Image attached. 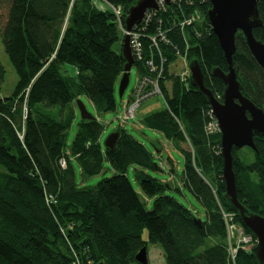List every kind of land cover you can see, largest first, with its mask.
Wrapping results in <instances>:
<instances>
[{"label":"trees","instance_id":"trees-1","mask_svg":"<svg viewBox=\"0 0 264 264\" xmlns=\"http://www.w3.org/2000/svg\"><path fill=\"white\" fill-rule=\"evenodd\" d=\"M99 1L120 6L121 21L93 0H0L6 9L0 14V37L18 76L10 97L0 91V264H140L136 256L150 244L160 246L166 264H261L256 245L229 242V224L243 227L254 243L257 238L226 197L221 134L206 131L211 108L191 86L190 73L182 77L176 71L178 61L197 60L204 85L222 100L225 87L212 71L227 73L229 68L208 19L210 0L171 2L158 12L167 36L158 48L151 42L158 21L154 18L142 33L138 27L145 58L134 61L143 76L150 72L148 59L156 65L165 59L160 87L166 108L144 123L184 156L182 183L206 219L198 225L192 211L166 195L171 185L146 172L161 170L152 154L124 128H119L116 150L110 151L101 141L104 125L81 118L67 145L80 96L100 112L117 107V85L126 63L122 28L138 0ZM258 10L262 26L253 35L264 43V0ZM233 66L244 96L264 111V72L242 32L236 34ZM5 77L0 62V90ZM254 142L256 150L243 156L233 149V172L246 213L264 218V138ZM73 161L82 183L103 174L105 162L114 175L82 186ZM132 166L140 168L136 181L153 200L151 210L127 176ZM225 215L232 218L227 222ZM231 246L236 247L234 255Z\"/></svg>","mask_w":264,"mask_h":264},{"label":"water","instance_id":"water-1","mask_svg":"<svg viewBox=\"0 0 264 264\" xmlns=\"http://www.w3.org/2000/svg\"><path fill=\"white\" fill-rule=\"evenodd\" d=\"M157 1L138 0L132 5L125 19L126 31L130 32L135 25L140 24L148 10H157ZM164 1L170 4L171 0ZM259 1L210 0L212 8L208 12V19L212 32L219 40L229 68L227 73L217 68L212 71V75L219 78L225 87L222 100H218L204 85V75L197 60L188 65V70L191 86L196 88L206 99L220 129L224 164L222 178L226 187V197L233 208L238 211L243 224L256 236L255 255L258 261L264 264V218L257 214H247L245 208L238 201L232 156L234 148L240 150L248 147L256 150L254 138H264V111L244 96L233 66L236 34L242 32L248 49L264 72V43L253 35V30L262 26L258 10ZM122 55L126 63L118 85L120 98L128 88L130 72L134 65L128 35L123 39ZM76 105L82 119H95L81 101L78 100ZM120 135V129L111 133L103 143L105 149L115 151ZM195 222L200 225L201 220L195 219ZM136 260L140 264H148L146 248L137 254Z\"/></svg>","mask_w":264,"mask_h":264},{"label":"rangeland","instance_id":"rangeland-1","mask_svg":"<svg viewBox=\"0 0 264 264\" xmlns=\"http://www.w3.org/2000/svg\"><path fill=\"white\" fill-rule=\"evenodd\" d=\"M95 1L99 7L106 10L108 9V5L103 2ZM6 9L0 6V14H5ZM0 62L6 69V77L1 85V96L2 97H10L18 83L17 73L9 61L0 37ZM189 64H186L185 60H181L177 62L176 71L183 73L185 68ZM66 70L69 73L73 72V68L70 66H66ZM141 75L138 69L134 66L130 72V80L128 88L126 89L122 98L119 96L118 85L116 90V111L115 112H100L98 111L91 101L86 96H80L78 99L81 101L87 111L96 118L101 124L104 125V131L101 137L102 143L106 140V138L120 127L129 131L132 135H134L152 154L155 164L161 169L160 171L156 169L146 170L153 178H157L162 182L169 183L171 187H166V195H169L175 198L179 203H181L184 207L192 211L195 216L200 220H205V210L199 203V201L192 195V193L186 189L182 183L183 171H184V156L182 153L173 146V143L168 140L161 132L155 131L153 129L148 128L144 121L147 116L163 111L166 108L165 99L162 95H155L146 101L142 102L140 107L135 112L134 118H126L127 112V104L131 100L132 95H136L134 90L137 89ZM77 113L76 119L72 123L67 136V145L70 146L72 143L77 131L79 130V123L81 120V115L79 109L76 105ZM53 113H55L53 111ZM188 148V146H185ZM160 151V152H158ZM250 152V148L245 147L239 150L241 156L244 154H248ZM73 165L76 172L77 182L82 186H95L97 185L103 178H110L114 175V172L109 169L110 167L105 162V171L103 174L95 177H91L86 180L84 183L81 182V173L80 168L77 163L73 161ZM137 168V169H136ZM140 170L138 167H130L127 173L128 178L130 179L134 189L138 193L139 197L143 202L146 203V208L151 210L153 207V200L147 198L141 189V186L136 181L135 173ZM143 239H148V232L146 230L143 231ZM150 249L154 247H159V245L150 244Z\"/></svg>","mask_w":264,"mask_h":264},{"label":"built area","instance_id":"built-area-1","mask_svg":"<svg viewBox=\"0 0 264 264\" xmlns=\"http://www.w3.org/2000/svg\"><path fill=\"white\" fill-rule=\"evenodd\" d=\"M99 1V0H97ZM182 1H192V0H171V2H182ZM108 5V4H107ZM158 9L157 10H148L142 20V22L138 25H135L130 32H127L125 27L122 28V32L124 35H128L130 38V47L133 55V59L135 61H141L145 58V54L143 51L142 44L140 42V32L136 31L138 27L141 28V33L146 31L147 26L149 23L154 20V18L158 21V28L156 29V35L151 37L152 44L158 48L159 42L167 43V36L163 32V21L157 19L158 12H164L167 8V3L164 0L157 1ZM117 20L120 22L121 17L123 14V9L120 6H111L108 5ZM194 20L191 18L190 20L186 21L188 24L190 21ZM148 29V28H147ZM160 58H162L160 56ZM148 59V58H146ZM153 59H148L147 66L150 68L149 74L143 75L140 78L138 87L135 92V96H131V100L127 104V112L126 118H134L136 110L140 107L142 102L146 101L147 99L155 96V95H162L160 81L164 76V68L163 64L165 63V59L161 60V63L155 64ZM134 66V65H133ZM189 73L188 66L185 68L184 72L181 73L182 77H185ZM163 96V95H162ZM210 121L206 126V131L208 133H217L220 132L217 120L215 119L212 110L209 112ZM61 165L65 166V161H61ZM227 222L232 218L231 216L225 215ZM228 239L231 245L236 244V247L242 246L244 248H251L252 246L256 245L253 242L252 236L245 233L243 227L237 226L235 224L228 225ZM236 247L231 246V253L232 255L236 252Z\"/></svg>","mask_w":264,"mask_h":264},{"label":"crops","instance_id":"crops-1","mask_svg":"<svg viewBox=\"0 0 264 264\" xmlns=\"http://www.w3.org/2000/svg\"><path fill=\"white\" fill-rule=\"evenodd\" d=\"M150 249L148 246L147 256L149 264H166L165 257L161 248L154 247Z\"/></svg>","mask_w":264,"mask_h":264},{"label":"flooded vegetation","instance_id":"flooded-vegetation-1","mask_svg":"<svg viewBox=\"0 0 264 264\" xmlns=\"http://www.w3.org/2000/svg\"><path fill=\"white\" fill-rule=\"evenodd\" d=\"M167 5H169V4H167Z\"/></svg>","mask_w":264,"mask_h":264}]
</instances>
